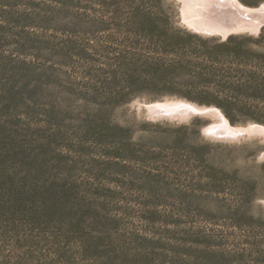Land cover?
I'll return each instance as SVG.
<instances>
[{
  "label": "rangeland",
  "instance_id": "374dc122",
  "mask_svg": "<svg viewBox=\"0 0 264 264\" xmlns=\"http://www.w3.org/2000/svg\"><path fill=\"white\" fill-rule=\"evenodd\" d=\"M182 6L0 0V264H264V136L218 141L203 133L214 119L146 111L187 101L264 127V27L228 36L240 58L207 62L228 38L190 30ZM162 29L198 41L161 53L145 34ZM159 56L181 61L174 83L122 78ZM207 72L234 79H195Z\"/></svg>",
  "mask_w": 264,
  "mask_h": 264
},
{
  "label": "bare ground",
  "instance_id": "6f19581e",
  "mask_svg": "<svg viewBox=\"0 0 264 264\" xmlns=\"http://www.w3.org/2000/svg\"><path fill=\"white\" fill-rule=\"evenodd\" d=\"M181 16L190 30L207 36L258 34L264 27V5L256 9L242 5L238 0H182ZM153 119L183 121L190 116L208 117L215 121L204 128V135L218 141H235L253 135L264 136V127L229 125L215 107H198L187 101L155 102L146 106ZM213 121V120H212Z\"/></svg>",
  "mask_w": 264,
  "mask_h": 264
},
{
  "label": "trees",
  "instance_id": "16d2710c",
  "mask_svg": "<svg viewBox=\"0 0 264 264\" xmlns=\"http://www.w3.org/2000/svg\"><path fill=\"white\" fill-rule=\"evenodd\" d=\"M155 32V31H154ZM262 33H260L261 35ZM145 36L149 39L156 38L157 39V46L161 50V53H166L171 52L175 54H179V51L181 48L187 43L191 41H198V39L194 36L186 35L184 33H180L178 31H170L166 29H162L156 32L154 34L152 31L150 34H145ZM185 37L186 40L183 38ZM200 42V40H199ZM209 41L207 42H202L201 46L204 47V49L208 46ZM233 44V39L228 38L222 43L217 44L215 47L212 49L207 48L209 50H205L202 54L203 59H205L207 62L211 63H216L217 59L221 58L222 56L224 57H229L232 59L240 58L241 54L239 53L242 51L240 46H232ZM223 50V52H219V50ZM242 53V52H241ZM132 59L129 61V65L132 63ZM141 64L143 68V71L140 73H135L136 71H132L131 68L126 69V72L122 74V78L125 81H136L137 83H140L142 85H149V84H154V85H168L174 83L175 78L170 76L169 71H173L181 66V61H174V62H168L163 58V56H159L158 58H144L141 60ZM131 67V65H130ZM150 70V71H149ZM115 77V75H114ZM246 77V75H245ZM198 81H203L204 83H220L222 81H231L234 79L233 76L229 75L226 77H218L216 76L215 73L213 72H207L204 76L199 75L197 78H195ZM193 79V81L195 80ZM244 80L246 78L244 77H239V80ZM250 80V78H248ZM242 80V81H243ZM247 80V81H249ZM231 84V83H229ZM135 95V94H134ZM223 97L222 101H227L226 99H246V98H256L259 95H261L259 92H245V93H238V92H231L229 95L228 94H221ZM119 96H121L120 93H112L110 94V99L116 100L119 99ZM218 106H220L222 109L223 107L221 104L218 103ZM224 114L228 115L225 110H223ZM248 182H242L241 186H246Z\"/></svg>",
  "mask_w": 264,
  "mask_h": 264
},
{
  "label": "water",
  "instance_id": "95a60500",
  "mask_svg": "<svg viewBox=\"0 0 264 264\" xmlns=\"http://www.w3.org/2000/svg\"><path fill=\"white\" fill-rule=\"evenodd\" d=\"M264 26V25H263ZM259 33V32H258ZM223 40L227 39L228 38V35L226 36H220ZM190 117H193V116H190Z\"/></svg>",
  "mask_w": 264,
  "mask_h": 264
}]
</instances>
